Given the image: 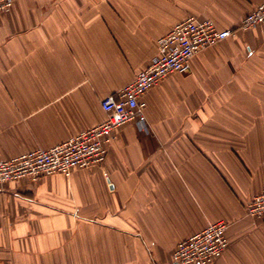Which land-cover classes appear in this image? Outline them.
<instances>
[{"label": "crops", "instance_id": "1", "mask_svg": "<svg viewBox=\"0 0 264 264\" xmlns=\"http://www.w3.org/2000/svg\"><path fill=\"white\" fill-rule=\"evenodd\" d=\"M264 0H13L0 14V158L59 144L102 121L158 39L189 16L235 34L151 87L147 131L117 130L102 166L0 190V264H176L177 243L231 222L213 264H264Z\"/></svg>", "mask_w": 264, "mask_h": 264}, {"label": "built area", "instance_id": "2", "mask_svg": "<svg viewBox=\"0 0 264 264\" xmlns=\"http://www.w3.org/2000/svg\"><path fill=\"white\" fill-rule=\"evenodd\" d=\"M13 0H0V14L8 13ZM264 25V2L248 12L238 29L248 30ZM235 29H219L211 18L189 16L176 23L157 42V53L134 79L101 100L106 116L90 126L48 148H37L8 159L0 158V190L9 181L38 182L45 176L69 175L75 168L102 166L108 145L117 130L136 122L147 131L146 92L175 73H188L191 59L200 51L235 34ZM246 214L264 219V184L245 206ZM231 222L219 219L179 241L173 250L176 264H213L228 247L227 231Z\"/></svg>", "mask_w": 264, "mask_h": 264}]
</instances>
